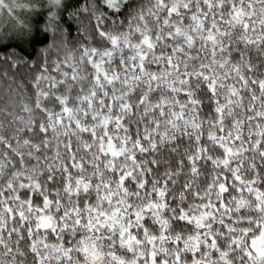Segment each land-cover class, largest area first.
Returning <instances> with one entry per match:
<instances>
[{"label":"clouds","instance_id":"9594fccd","mask_svg":"<svg viewBox=\"0 0 264 264\" xmlns=\"http://www.w3.org/2000/svg\"><path fill=\"white\" fill-rule=\"evenodd\" d=\"M0 264H264V0H0Z\"/></svg>","mask_w":264,"mask_h":264}]
</instances>
